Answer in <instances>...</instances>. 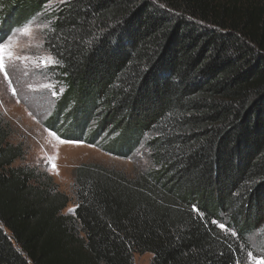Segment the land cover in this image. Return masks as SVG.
Instances as JSON below:
<instances>
[{"label":"trees","instance_id":"obj_1","mask_svg":"<svg viewBox=\"0 0 264 264\" xmlns=\"http://www.w3.org/2000/svg\"><path fill=\"white\" fill-rule=\"evenodd\" d=\"M54 1L0 0V37L33 17L56 29L45 126L149 166H80L66 215L0 120V264H240L264 234V0Z\"/></svg>","mask_w":264,"mask_h":264},{"label":"rangeland","instance_id":"obj_2","mask_svg":"<svg viewBox=\"0 0 264 264\" xmlns=\"http://www.w3.org/2000/svg\"><path fill=\"white\" fill-rule=\"evenodd\" d=\"M66 1L55 0L47 5L46 10L55 9ZM45 24L43 19L37 18L32 34L16 39L14 54L29 59L6 61L8 79L0 72V120L9 126V142L22 145L25 151L23 160H18L14 166H30L46 171L59 191L69 196L70 203L63 214L71 215L76 205L74 183L80 166L97 164L133 179L147 169L149 159L148 153L142 148L130 157H119L95 145L68 142L45 126L46 121L51 119L56 100L63 92V88L48 76L49 67L40 61V57L48 56L49 53L44 47L35 46L43 42ZM9 28L12 30L15 27ZM251 241L252 255L247 254L240 264H255L253 256L264 257L261 251L264 234L253 236ZM152 260V254H134L135 264H150Z\"/></svg>","mask_w":264,"mask_h":264},{"label":"snow or ice","instance_id":"obj_3","mask_svg":"<svg viewBox=\"0 0 264 264\" xmlns=\"http://www.w3.org/2000/svg\"><path fill=\"white\" fill-rule=\"evenodd\" d=\"M37 15L39 16V14ZM36 21H37V17H33L32 19L27 21L24 25L20 26L17 29H14L11 35H9L7 38L0 37V72H3L5 79H8V73L6 71V63H5L6 61L16 60V59H29V57L16 56L14 54V47L18 36H30L32 34L33 25L36 24ZM50 25L51 22L49 21L47 24L44 25V27L49 28L50 31L52 32H55L56 29L51 28ZM35 46L43 47L44 43L41 42L40 44H37ZM49 46L52 47L51 45ZM40 61L45 67H51V68L58 66L60 63V60L57 59L56 55H48V56L40 57ZM53 95H56V93L53 92ZM61 142L63 143L65 141H61ZM52 167L55 168V165L53 164ZM193 211L199 212V210L196 208L195 205H193ZM212 223L215 224L216 221H212ZM219 226L221 228L225 227L223 224H220ZM249 255L251 256L252 254L249 253ZM253 260L255 261V264H264V257L257 258L253 256Z\"/></svg>","mask_w":264,"mask_h":264}]
</instances>
